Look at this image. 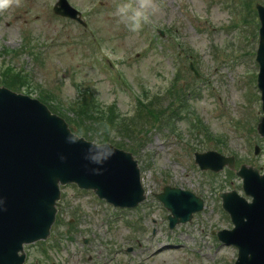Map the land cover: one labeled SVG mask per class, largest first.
<instances>
[{
  "label": "rangeland",
  "instance_id": "obj_1",
  "mask_svg": "<svg viewBox=\"0 0 264 264\" xmlns=\"http://www.w3.org/2000/svg\"><path fill=\"white\" fill-rule=\"evenodd\" d=\"M55 2L9 0L0 8V87L14 84L44 100L74 129L84 97L116 113L118 123H134L138 136L124 138L115 124L105 142L133 154L146 201L116 210L91 192L62 187L57 224L46 241L24 247L25 264H233L235 249L213 233L231 228L216 195L241 193L240 180L227 168L200 172L193 161L195 152L215 151L233 156L235 169H264L254 59L255 5L264 0H150L138 32L114 15L137 0H68L85 28L53 14ZM97 136L85 135L95 143ZM163 186L201 197L204 209L169 229L168 212L153 198Z\"/></svg>",
  "mask_w": 264,
  "mask_h": 264
},
{
  "label": "water",
  "instance_id": "obj_2",
  "mask_svg": "<svg viewBox=\"0 0 264 264\" xmlns=\"http://www.w3.org/2000/svg\"><path fill=\"white\" fill-rule=\"evenodd\" d=\"M258 44L256 77L262 117L257 133L264 136V6L256 4ZM53 11L76 19L66 0ZM196 77L198 73L189 65ZM91 146V150L89 147ZM255 154L258 152L257 147ZM201 171L233 169L232 156L196 152ZM243 195L220 192L232 228L215 233L217 241L237 251L234 264H264V170L242 164L236 171ZM75 184L91 190L114 208H134L145 200L139 168L132 154L109 143L96 144L73 134L60 116L37 99L0 88V264H23L24 245L46 240L55 220L59 187ZM154 197L169 211L168 227L190 222L203 201L189 191L164 186ZM249 199V201L247 200Z\"/></svg>",
  "mask_w": 264,
  "mask_h": 264
},
{
  "label": "trees",
  "instance_id": "obj_3",
  "mask_svg": "<svg viewBox=\"0 0 264 264\" xmlns=\"http://www.w3.org/2000/svg\"><path fill=\"white\" fill-rule=\"evenodd\" d=\"M4 85L10 89H14V90L18 89L17 87L14 86V84L12 85L4 84ZM42 101L45 102L44 100ZM98 104L99 102L97 101V99L94 98L87 99L85 97L83 98V102L80 103V105H78L79 106L78 109L80 112L77 113L74 112V117L72 118V120L73 119L75 120L78 130L74 129V126L71 123H69V127L71 128V131L73 133L79 136L84 135V137L87 134L98 133L97 137L99 138H96V140L99 143H104L108 139L107 136L112 131L111 129H113V127H115V124H117L118 126L122 125V127H120L119 130L121 131V134L123 135L124 138L127 139L128 137L133 138L138 136L139 129L134 128V123L131 122L130 124H126V125L124 121L118 123L119 121L117 120L116 113L114 114V112L109 113L108 111L101 110ZM148 115L153 116L151 115L150 112H148ZM160 116L161 113L157 112L156 119ZM162 118H165L164 115H162L161 119ZM119 130L118 132H120ZM115 146L123 149L126 148L121 143H116Z\"/></svg>",
  "mask_w": 264,
  "mask_h": 264
},
{
  "label": "clouds",
  "instance_id": "obj_4",
  "mask_svg": "<svg viewBox=\"0 0 264 264\" xmlns=\"http://www.w3.org/2000/svg\"><path fill=\"white\" fill-rule=\"evenodd\" d=\"M9 0H0V8H6ZM152 7L150 0H137L136 4L122 3L116 7L114 15L125 23L129 30L138 32L143 22H147L150 15L149 9ZM91 150V146L89 147Z\"/></svg>",
  "mask_w": 264,
  "mask_h": 264
},
{
  "label": "flooded vegetation",
  "instance_id": "obj_5",
  "mask_svg": "<svg viewBox=\"0 0 264 264\" xmlns=\"http://www.w3.org/2000/svg\"><path fill=\"white\" fill-rule=\"evenodd\" d=\"M34 264H38V262H35Z\"/></svg>",
  "mask_w": 264,
  "mask_h": 264
}]
</instances>
